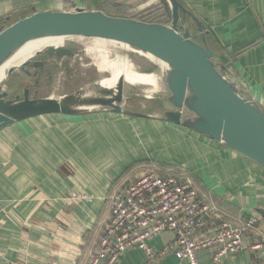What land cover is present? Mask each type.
Instances as JSON below:
<instances>
[{
  "label": "crops",
  "instance_id": "obj_1",
  "mask_svg": "<svg viewBox=\"0 0 264 264\" xmlns=\"http://www.w3.org/2000/svg\"><path fill=\"white\" fill-rule=\"evenodd\" d=\"M183 2L205 26L216 60L231 64L245 95L264 108V0ZM162 3L0 0V29L38 12L102 11L133 18ZM243 50L235 61L228 56ZM144 162L192 182L227 219L258 216L264 233V171L256 163L161 117L96 108L36 117L0 130V264H85L109 196L129 179L128 169ZM86 238L93 239L81 263ZM171 240L164 234L149 246L159 251ZM200 257L201 264H216L208 254ZM145 259L142 251L131 250L118 264H144ZM158 264L187 263L171 256ZM220 264L261 262L242 251Z\"/></svg>",
  "mask_w": 264,
  "mask_h": 264
},
{
  "label": "water",
  "instance_id": "obj_2",
  "mask_svg": "<svg viewBox=\"0 0 264 264\" xmlns=\"http://www.w3.org/2000/svg\"><path fill=\"white\" fill-rule=\"evenodd\" d=\"M166 2L172 18L168 25L114 17L102 11L34 13L0 29V68L27 45L44 39L85 37L128 45L166 66L164 83L169 107L162 112L164 121L193 130L253 161L264 171V108L226 78V67L216 61L203 23L179 0ZM182 14L187 22L183 32ZM77 52L75 47H49L36 57L63 60ZM46 63L31 59L19 70L30 76L28 67L42 68ZM16 70L11 68L7 79ZM7 79L0 84V130L36 117L72 116L96 108L129 117H148L123 107L127 98L139 96L144 89L126 84L123 77L115 89L97 85L93 93L82 89L58 99L31 98L29 89L23 91L22 98L9 99Z\"/></svg>",
  "mask_w": 264,
  "mask_h": 264
},
{
  "label": "built area",
  "instance_id": "obj_3",
  "mask_svg": "<svg viewBox=\"0 0 264 264\" xmlns=\"http://www.w3.org/2000/svg\"><path fill=\"white\" fill-rule=\"evenodd\" d=\"M158 13L156 9L155 15H139L146 22L162 14ZM225 76L245 95L231 67ZM161 171L155 167L137 170L112 192L102 229L85 264H118L131 250L145 254L144 264H158L171 256L187 264H201L203 253L220 264L242 251L264 264V233L258 216L227 219L192 182L180 183L174 175L165 178ZM164 234H171L172 240L161 250L149 246Z\"/></svg>",
  "mask_w": 264,
  "mask_h": 264
},
{
  "label": "rangeland",
  "instance_id": "obj_4",
  "mask_svg": "<svg viewBox=\"0 0 264 264\" xmlns=\"http://www.w3.org/2000/svg\"><path fill=\"white\" fill-rule=\"evenodd\" d=\"M158 12H161V10L158 9ZM159 14L160 13L157 15ZM184 20L180 23L181 32L185 30L184 27L187 25V22ZM9 23H11V21H9ZM191 28L195 31L194 26H191ZM195 39L198 40L196 34ZM66 47H75L78 49V52L75 56L63 60L48 59L44 56L35 57L33 60H40L47 63L42 68H27L30 72V76L19 69L16 70L13 75L7 79L6 83V91L9 93V99H15L17 97L22 98L25 89L30 90L31 98L53 97L58 99L82 89L89 93H93L101 77H110L109 71L100 73L97 67V64L102 62L101 50L104 48L106 51L103 52V54H107L106 57L109 62H115L116 56L119 55L120 58H127L130 64L134 65L141 73L157 72L159 74L162 79V89L158 93L154 94L152 98H147L144 95L127 98L124 107L136 112L162 118L164 108L169 107L166 100L169 96V92L164 83L166 68L158 63L152 62L146 56V53H127L124 48L116 49L107 45L101 46L89 38L81 39ZM36 73L37 75H33ZM240 88L243 87L240 85ZM160 165H162V168L165 167L164 164Z\"/></svg>",
  "mask_w": 264,
  "mask_h": 264
},
{
  "label": "bare ground",
  "instance_id": "obj_5",
  "mask_svg": "<svg viewBox=\"0 0 264 264\" xmlns=\"http://www.w3.org/2000/svg\"><path fill=\"white\" fill-rule=\"evenodd\" d=\"M81 39H85V37L50 38V39L40 40V41H37V42H34V43L27 45L22 50H20L9 62H7L4 66H2L0 68V84L5 82V80L7 79L8 71L11 68L19 69L22 66V64H24L25 62H27L31 59L33 60L36 57L37 53L42 52L49 47H53V48L66 47V46L72 45L73 43H76L77 41H79ZM89 39L95 41L96 44H99L101 46L107 45V46H110V47H113L116 49L117 48H121V49L124 48V50L127 53L128 52L129 53L130 52H132V53H144L142 51L136 50V49H134L128 45L122 44V43L113 42V41L104 40V39H99V38H89ZM105 51H106V49L102 48L101 57L103 59H102L101 63L97 64V67H98L100 73H104L105 71H109L110 77L109 78L101 77V79L97 83V85H99L103 88H107V89H115L120 77H123L125 79L126 84L134 86L136 88L143 87L144 89L138 93H140V95L146 96L147 98H152V96L154 94L158 93L162 89V79L157 72L141 73L138 71V69L134 65L130 64V62L128 61L127 58H124V59L120 58L119 55L116 56L115 62H109L107 60V57H106L107 54H103V52H105ZM146 56L152 62L158 63V64L162 65L164 68H166L164 63L160 62L159 60H157L153 56H151L147 53H146ZM51 89H53V88H51ZM68 90H69V88H68Z\"/></svg>",
  "mask_w": 264,
  "mask_h": 264
},
{
  "label": "trees",
  "instance_id": "obj_6",
  "mask_svg": "<svg viewBox=\"0 0 264 264\" xmlns=\"http://www.w3.org/2000/svg\"><path fill=\"white\" fill-rule=\"evenodd\" d=\"M163 2L164 3H162V7L160 8V6H159V8H152V9H149V10H147V11H145L144 13H147V15L146 16H150L149 14H154V10H156V9H160L161 10V12H162V14H161V12H160V16H158V17H155L154 19H149V20H146V22H148V23H159V24H165V25H168V24H170V21H171V13H170V9H169V6H168V4H167V2H166V0H163ZM179 2L185 7V4H184V2H183V0H179ZM186 8V7H185ZM142 15V14H141ZM141 15H138V16H135V17H133V19H136V20H143V21H145L144 19H142L141 18ZM155 15V14H154ZM168 16V17H167ZM182 17H185V15L184 14H182ZM131 18V17H130ZM248 49V48H247ZM246 49V50H247ZM245 50H243V51H241V52H238L237 54H234V55H228L229 56V58H231V59H233L234 61H235V59L242 53V52H244ZM225 67H226V69H229L230 67H231V64H223ZM149 167H151V165L149 164V163H147V162H144V163H140V164H137V165H135L134 167H131L130 169H128L127 171H126V176L127 175H132L135 171H137V170H140V169H147V168H149ZM163 168H165V167H163ZM176 172H178V171H176ZM162 175H163V177H165V178H169L170 176H172V175H169V174H164V173H162ZM179 182L180 183H184V182H186V180H184V179H181V178H179ZM95 234V232H92V233H90V235L91 236H93ZM92 239L93 238H86V242H87V245L83 248V254H82V259H81V263H82V261H83V259H84V257H85V255H86V253H87V251L89 250V246H90V244H91V241H92Z\"/></svg>",
  "mask_w": 264,
  "mask_h": 264
},
{
  "label": "flooded vegetation",
  "instance_id": "obj_7",
  "mask_svg": "<svg viewBox=\"0 0 264 264\" xmlns=\"http://www.w3.org/2000/svg\"><path fill=\"white\" fill-rule=\"evenodd\" d=\"M36 61H40V60H36ZM29 68V67H28ZM30 69V68H29Z\"/></svg>",
  "mask_w": 264,
  "mask_h": 264
}]
</instances>
